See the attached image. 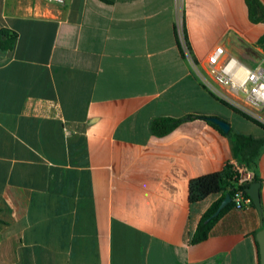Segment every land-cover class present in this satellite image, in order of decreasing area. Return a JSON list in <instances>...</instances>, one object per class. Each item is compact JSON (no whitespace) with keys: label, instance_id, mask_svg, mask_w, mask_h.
<instances>
[{"label":"crops","instance_id":"obj_1","mask_svg":"<svg viewBox=\"0 0 264 264\" xmlns=\"http://www.w3.org/2000/svg\"><path fill=\"white\" fill-rule=\"evenodd\" d=\"M1 29L16 39L0 49V264H260L264 149L260 213L228 206L190 242L220 193L190 202L189 182L241 165L206 116L264 138L191 63L222 45L264 69L245 0H0Z\"/></svg>","mask_w":264,"mask_h":264},{"label":"built area","instance_id":"obj_2","mask_svg":"<svg viewBox=\"0 0 264 264\" xmlns=\"http://www.w3.org/2000/svg\"><path fill=\"white\" fill-rule=\"evenodd\" d=\"M63 4L66 0H47ZM180 45L189 56L187 43L179 29ZM195 71L201 76L207 88L230 108L264 125V69L251 68L234 55L227 53L222 45L213 48L204 64ZM238 172L237 181L232 188L231 201L236 209L244 208L251 202L246 195L245 186L252 182V173L244 166H233Z\"/></svg>","mask_w":264,"mask_h":264},{"label":"trees","instance_id":"obj_3","mask_svg":"<svg viewBox=\"0 0 264 264\" xmlns=\"http://www.w3.org/2000/svg\"><path fill=\"white\" fill-rule=\"evenodd\" d=\"M245 2L248 8L250 20L252 22H264V6L260 3V1L245 0ZM15 39V32L1 29L0 49L5 50L11 48ZM236 112L264 127L263 124L249 118L245 114L239 111ZM194 117L196 116L189 115L179 118L155 117L150 121L149 126L150 130L154 134L163 135L179 123ZM228 135L232 139L236 157L244 166L245 170L252 173V182H259L257 174V159L261 151L264 149V138H254L250 135L232 132L231 129L229 130ZM233 166L234 165L231 163H226L222 170L198 176L189 182L188 196L190 202H198L206 198L208 195L220 193V197L215 200L202 214L190 238L191 243L199 242L205 239L217 217L224 211V209H226V207L233 205V201H230L220 210L217 216L211 217L208 221H206V219L210 217L214 210L218 207L224 196L226 194H232V188L234 187L238 176V172L233 169ZM246 195L249 196L247 193ZM251 203L253 204L252 200Z\"/></svg>","mask_w":264,"mask_h":264},{"label":"water","instance_id":"obj_4","mask_svg":"<svg viewBox=\"0 0 264 264\" xmlns=\"http://www.w3.org/2000/svg\"><path fill=\"white\" fill-rule=\"evenodd\" d=\"M206 119L212 124L216 125L224 133H227L230 129L229 123L217 116H206ZM245 191L249 195L250 199L253 201L254 205L260 213L259 182H251L249 184H246ZM230 201V194H226L218 205V207L214 210L211 216L206 219V221H208L211 217L217 216L220 210ZM257 240L259 243L260 250V264H264V229H261L257 233Z\"/></svg>","mask_w":264,"mask_h":264}]
</instances>
